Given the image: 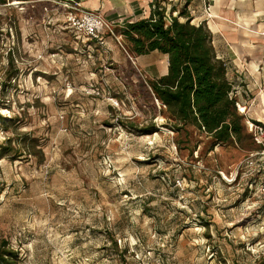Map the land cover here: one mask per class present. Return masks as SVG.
<instances>
[{
	"label": "rangeland",
	"instance_id": "rangeland-1",
	"mask_svg": "<svg viewBox=\"0 0 264 264\" xmlns=\"http://www.w3.org/2000/svg\"><path fill=\"white\" fill-rule=\"evenodd\" d=\"M70 7L0 0V242L18 264H264L259 148L177 133L147 83L166 56L87 40Z\"/></svg>",
	"mask_w": 264,
	"mask_h": 264
},
{
	"label": "trees",
	"instance_id": "trees-1",
	"mask_svg": "<svg viewBox=\"0 0 264 264\" xmlns=\"http://www.w3.org/2000/svg\"><path fill=\"white\" fill-rule=\"evenodd\" d=\"M153 7L148 19L125 24L117 32L122 37L125 56L138 58L156 52L168 58L167 74L147 82L149 95L160 104L166 123L177 133L184 132L188 139L190 128L198 136L204 134L210 152L218 146H239L248 140L250 147L257 146L247 134L244 116L237 112L236 90L227 76L229 67L218 58L208 25H193L185 10L167 22L166 9L156 0ZM132 129L143 135L158 132L152 121L141 129ZM25 143H20L23 149H33L32 144ZM5 146L11 152L12 140L8 139ZM257 147L252 153L260 152ZM18 257L8 242H0V264H18Z\"/></svg>",
	"mask_w": 264,
	"mask_h": 264
},
{
	"label": "crops",
	"instance_id": "crops-1",
	"mask_svg": "<svg viewBox=\"0 0 264 264\" xmlns=\"http://www.w3.org/2000/svg\"><path fill=\"white\" fill-rule=\"evenodd\" d=\"M153 2L78 0L83 10L99 13L115 29L148 19L154 9ZM156 2L172 10L175 0ZM208 7L212 19L207 17ZM190 15L193 25H208L218 58L229 67L228 80L236 90L240 110L246 109L249 121L264 125V0H196Z\"/></svg>",
	"mask_w": 264,
	"mask_h": 264
},
{
	"label": "built area",
	"instance_id": "built-area-1",
	"mask_svg": "<svg viewBox=\"0 0 264 264\" xmlns=\"http://www.w3.org/2000/svg\"><path fill=\"white\" fill-rule=\"evenodd\" d=\"M59 1L72 6L70 7L72 12L69 21L74 29L82 34L87 40L104 45L103 33L106 31L113 33V31L111 25L99 13L85 11L78 3L72 1ZM206 14L209 19H212L209 7L207 8ZM262 36L264 37V32L262 33ZM236 105L237 109L240 110V103L237 102ZM241 113L246 116V109L245 112ZM247 127L254 143L261 148L260 152L251 153L252 158L264 156V125H257L255 122L249 121ZM261 172H263L264 175V168ZM259 190L260 194L264 197V179L259 184Z\"/></svg>",
	"mask_w": 264,
	"mask_h": 264
},
{
	"label": "bare ground",
	"instance_id": "bare-ground-1",
	"mask_svg": "<svg viewBox=\"0 0 264 264\" xmlns=\"http://www.w3.org/2000/svg\"><path fill=\"white\" fill-rule=\"evenodd\" d=\"M16 4H18V3H16ZM222 174H223V173H222ZM222 176H223V175H222ZM223 177H224L226 180H228V178H227L225 175H224Z\"/></svg>",
	"mask_w": 264,
	"mask_h": 264
}]
</instances>
